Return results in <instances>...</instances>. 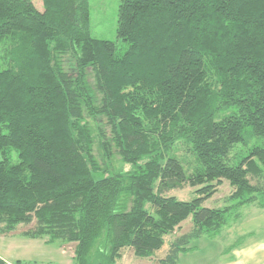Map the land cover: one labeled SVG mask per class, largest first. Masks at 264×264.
Returning a JSON list of instances; mask_svg holds the SVG:
<instances>
[{
    "label": "trees",
    "instance_id": "trees-1",
    "mask_svg": "<svg viewBox=\"0 0 264 264\" xmlns=\"http://www.w3.org/2000/svg\"><path fill=\"white\" fill-rule=\"evenodd\" d=\"M42 3L0 0V235L32 224L24 236L73 242L72 264H115L190 216L157 258L179 264L264 207V143L230 161L264 139V0H120L122 51L91 35L88 0ZM114 153L128 170L108 171ZM223 180L229 204L204 206ZM184 185L192 198L168 193Z\"/></svg>",
    "mask_w": 264,
    "mask_h": 264
},
{
    "label": "rangeland",
    "instance_id": "rangeland-1",
    "mask_svg": "<svg viewBox=\"0 0 264 264\" xmlns=\"http://www.w3.org/2000/svg\"><path fill=\"white\" fill-rule=\"evenodd\" d=\"M35 7L39 10L43 8L42 0H32ZM120 0H88L89 11H90V27L91 35L100 38L114 41L117 45L119 51L124 50L125 43L121 38L117 37L116 27H117V11ZM71 57L66 54L63 56V62L66 67L70 66ZM89 81L92 84V76L89 75ZM230 109L229 111H231ZM264 143V139L259 137H253L248 145H243L241 143H236L232 150L230 151V161L236 162L241 159L242 156L246 155L247 149L254 144ZM95 153L100 159L98 146L95 145ZM181 153V152H179ZM101 160V159H100ZM108 171L112 170H123L126 171L130 168V165L122 162L120 156L117 153H114L112 159L108 164L104 161ZM104 165V164H103ZM254 182V181H252ZM194 187L189 185H184L182 188L173 189L168 193L174 195L178 199L188 200L194 196ZM232 191V187L229 185L227 180H223L221 184L217 187V191L203 203L204 206L209 207H223L229 204L227 199L228 195ZM234 213V212H233ZM233 213L230 215L233 216ZM229 217V218H230ZM190 216L181 222L180 227L175 229L172 233L165 236V243L161 250L157 251L154 256L148 258H139L135 257L130 248L124 249V258L122 256L116 261L115 264H157V258L162 256L168 248L170 241L178 234L186 232L191 227ZM32 226L19 224L17 227L7 233L4 236H0V251L3 253V256L6 257L11 263L17 260L19 263H28V262H44L47 260L58 259L59 244L62 242L60 240H55L53 242H47V237L42 238H30L23 235V232L29 229ZM204 240L202 251L203 253L211 252L215 253L218 251L227 240H221L220 237H206ZM197 242L196 239L191 241L190 245H193ZM67 243L64 242L66 253L72 252L71 248H68ZM67 246V247H66ZM69 246H72L69 244ZM67 255V254H65ZM192 254L187 253L182 255L179 260V264H194L192 259ZM66 260V259H64ZM73 261V258H72ZM5 263V261H4Z\"/></svg>",
    "mask_w": 264,
    "mask_h": 264
},
{
    "label": "crops",
    "instance_id": "crops-1",
    "mask_svg": "<svg viewBox=\"0 0 264 264\" xmlns=\"http://www.w3.org/2000/svg\"><path fill=\"white\" fill-rule=\"evenodd\" d=\"M217 236L223 241L227 240V242L215 253L207 252L205 254L202 252L205 249V247L203 248V244L205 243L203 239L206 236H201L192 245L194 249L180 254L179 260L182 255L190 253L192 254L194 264H264V207L253 203L241 206L236 216L234 215L229 219L228 223L215 238ZM69 244L72 246H69ZM67 245L68 248H71L72 252L68 251L66 253L65 251L67 255L64 254L63 249H65V246L62 241L59 244L60 251L57 250V247L55 248L58 259L44 262L19 263L17 261L19 259H17L11 263V261L3 256L1 251L0 258L5 261L4 264H72L74 243L69 242ZM122 258H124V251Z\"/></svg>",
    "mask_w": 264,
    "mask_h": 264
}]
</instances>
